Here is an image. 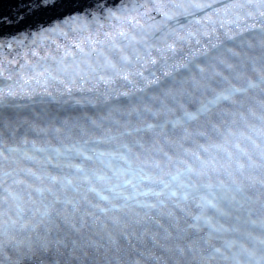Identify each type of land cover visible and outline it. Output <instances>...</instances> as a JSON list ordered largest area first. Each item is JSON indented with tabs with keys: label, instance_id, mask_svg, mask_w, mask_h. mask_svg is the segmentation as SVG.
I'll return each instance as SVG.
<instances>
[{
	"label": "snow or ice",
	"instance_id": "1",
	"mask_svg": "<svg viewBox=\"0 0 264 264\" xmlns=\"http://www.w3.org/2000/svg\"><path fill=\"white\" fill-rule=\"evenodd\" d=\"M66 3L68 11L34 35L59 33L68 42L56 54L31 51L35 62L25 52L16 87L0 89V264H264V0H154L151 9L131 0ZM56 6L16 0L14 12L0 13V29ZM198 12L205 15L196 23L213 25L202 35L211 40L218 24L226 40L216 35L203 65L171 63L169 40L197 34L181 36L184 25L169 21ZM245 32L260 38L245 40ZM28 35L0 36V48L23 47ZM169 67L163 80L154 70ZM181 68L189 76L177 81ZM121 82L154 94L122 109L120 98L132 93L120 91ZM216 83L226 86L216 91ZM21 95L62 102L68 111L9 113ZM224 103L231 108L221 109ZM31 135L60 146H38ZM210 210L258 224L261 235L221 223Z\"/></svg>",
	"mask_w": 264,
	"mask_h": 264
},
{
	"label": "water",
	"instance_id": "2",
	"mask_svg": "<svg viewBox=\"0 0 264 264\" xmlns=\"http://www.w3.org/2000/svg\"><path fill=\"white\" fill-rule=\"evenodd\" d=\"M132 3H148L149 9L152 8L154 0H131ZM161 3L164 4H170L172 0H160ZM208 2H212V0H208ZM229 0H219V4L223 5L224 3H228ZM240 2H243V0H240ZM15 3L16 0H0V13L8 14L10 12H14L15 9ZM68 11L66 0H57V6L55 8H50L45 12L38 13L36 16L29 18L25 20L23 23L13 26L11 28H5L0 29V36L7 38L9 36H16L18 33H33V35H28L26 39H24L23 36H20V39H24V45L23 47L13 44L12 49H6V48H0V69H3V74L0 75V89H3L5 93H7L9 87L15 88L16 85L14 81L20 79V69L19 65L23 64L24 61V53L28 52V59L35 62L38 58L31 55V51L39 52L40 55H45L46 52H52L53 54H56V46L64 45L68 41H66L65 37L59 35V33L55 35H51L48 38L41 39L39 36L34 35L37 32V29L40 25L47 26L51 22L59 19L62 13H66ZM211 11V10H209ZM150 15L155 20H160L161 16L156 13L155 11H152ZM205 15L204 12H198L196 16H181L178 18L179 23H177L176 20L169 21V23L172 25V27L180 28V25H184V29L181 30L180 35L187 37V32L196 33L197 35H193L191 37H188L185 42L180 43L175 38H172L169 40L170 43H175L176 45V53H175V59L171 61L173 64H183L189 61L190 59H194L196 63H199L201 65L205 64L207 61L205 60L202 53L205 51V47L208 49H211L212 44L217 43V39L215 38L216 35L219 36V40L224 41L226 40V36L224 33V29L219 28V25H214L217 27L218 32L209 40L208 37H205L202 35L205 26H208L209 28L213 25H208L207 21H203V23H196L197 20H201L202 17ZM214 19H218L214 17ZM244 21H241V26H243ZM233 31H238V29L235 27V25H232ZM73 37H69V40ZM243 38L245 40L252 41L253 43H256L260 36L259 32H255L252 34H249L248 32H245L243 34ZM36 39L37 43L34 45L32 43V40ZM199 39L201 41L200 44L196 43V40ZM229 46H232L231 44ZM152 55L154 57H157L158 54L156 52H153ZM166 55L171 56L172 53H166ZM209 57L213 55L212 51H209L208 53ZM16 61V63H8L9 61ZM156 71V75L159 76L162 80L165 79L163 73L164 71L171 72L173 69L171 67L166 69H154ZM9 75L13 76V80H8L7 77ZM176 76L177 81L185 80L188 78L189 73L184 71L182 68L179 69L177 72L174 73ZM235 83V81H233ZM144 85L142 83H139L137 87H143ZM187 87V85H185ZM226 85L216 83L213 85V87L216 89V91H220L223 87ZM120 91H128L132 93V96L130 98L121 97L118 106L122 109H127L132 107L133 105H140L142 101L147 100V96L154 94L152 92H147L145 94L137 93L134 91L131 87H125L123 82H121V88ZM212 96V93L209 92L205 94V96H200L197 94L198 99H208ZM15 105L18 107H12L8 108L7 111L9 113H16L20 116H29L32 117L37 113H50V114H59L61 116L65 115L68 111V106L64 105L62 102L57 101H49L45 99L44 103H40V97L37 96L34 99H28L27 97H23V95L18 96L14 100ZM72 104V110L71 115L75 116L79 114V106L75 105L74 102H70ZM189 110H194L193 104L187 105ZM221 109H230L231 105L228 103H224L220 105ZM219 110V109H218ZM5 111V106L3 104H0V112ZM91 114V113H90ZM179 114V113H178ZM149 120L151 118L149 117ZM254 122V121H253ZM39 123L44 126L46 125L47 121L43 117L40 118ZM29 139H34L37 141L38 146H43L45 142L51 143L53 146H60L59 142L52 138V137H44L42 135H31ZM203 142V141H201ZM101 149H106L109 146L108 145H100ZM75 163H79V160H75ZM99 167V165H92ZM249 195H253V193H249ZM192 211L198 212L199 210L193 205ZM209 215H213L214 219H219L221 223H225L229 226H239L242 231H250L255 236H260L261 231L259 228V225H251L244 223V220L242 219L239 224L233 219L225 220L222 217H215L214 213L210 210ZM251 219H259V213L257 212L256 215L251 217ZM227 238H231V234H226ZM251 246V245H249Z\"/></svg>",
	"mask_w": 264,
	"mask_h": 264
}]
</instances>
